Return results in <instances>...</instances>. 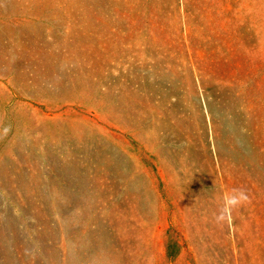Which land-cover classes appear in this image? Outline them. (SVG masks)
Here are the masks:
<instances>
[{
	"label": "rangeland",
	"instance_id": "rangeland-1",
	"mask_svg": "<svg viewBox=\"0 0 264 264\" xmlns=\"http://www.w3.org/2000/svg\"><path fill=\"white\" fill-rule=\"evenodd\" d=\"M0 264H264V0H0Z\"/></svg>",
	"mask_w": 264,
	"mask_h": 264
},
{
	"label": "clouds",
	"instance_id": "clouds-1",
	"mask_svg": "<svg viewBox=\"0 0 264 264\" xmlns=\"http://www.w3.org/2000/svg\"><path fill=\"white\" fill-rule=\"evenodd\" d=\"M4 134L8 129L5 128ZM251 198L248 192L242 188H232L222 193L218 212L213 214V220L217 224H231L232 212L239 207L250 204Z\"/></svg>",
	"mask_w": 264,
	"mask_h": 264
}]
</instances>
